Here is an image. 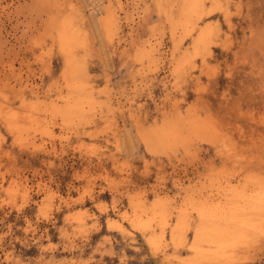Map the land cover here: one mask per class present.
I'll return each instance as SVG.
<instances>
[{
    "label": "rangeland",
    "instance_id": "obj_1",
    "mask_svg": "<svg viewBox=\"0 0 264 264\" xmlns=\"http://www.w3.org/2000/svg\"><path fill=\"white\" fill-rule=\"evenodd\" d=\"M0 264H264V0H0Z\"/></svg>",
    "mask_w": 264,
    "mask_h": 264
},
{
    "label": "bare ground",
    "instance_id": "obj_2",
    "mask_svg": "<svg viewBox=\"0 0 264 264\" xmlns=\"http://www.w3.org/2000/svg\"><path fill=\"white\" fill-rule=\"evenodd\" d=\"M229 207V206H228ZM201 211V210H200ZM203 212V211H202ZM163 213V212H162ZM199 213H201V212H199ZM204 213V212H203ZM209 218V217H208ZM243 224V223H242ZM202 230V229H201ZM179 232V231H178ZM197 235H199L198 233H197ZM198 238H199V236H198ZM197 238V239H198ZM201 238V237H200ZM199 240V239H198ZM200 241V240H199ZM153 242V241H152Z\"/></svg>",
    "mask_w": 264,
    "mask_h": 264
}]
</instances>
